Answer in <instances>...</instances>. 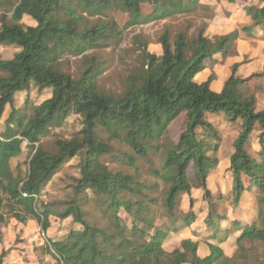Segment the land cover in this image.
I'll use <instances>...</instances> for the list:
<instances>
[{
    "label": "trees",
    "instance_id": "1",
    "mask_svg": "<svg viewBox=\"0 0 264 264\" xmlns=\"http://www.w3.org/2000/svg\"><path fill=\"white\" fill-rule=\"evenodd\" d=\"M258 1L244 9L251 25L263 28L264 0ZM145 5L151 8L148 14L143 13ZM112 6L128 14L124 27L187 14L200 7L209 10L199 0H0V45L18 49L12 58H0V224L11 218L21 224L33 220L45 234L50 215L70 216L80 228H71L61 239L45 235L40 247L53 259L52 264H234L214 242L220 244L234 232H239L235 238L239 247L246 241L264 242V103L257 109L255 95L243 88L252 78L264 75V69L243 78L235 63L222 89L215 92L210 87L213 73L201 83L195 76L204 69L206 60L214 63L215 54L231 55L239 30L209 38L203 27L193 37L185 29L171 39L164 29L158 38L160 55L148 50L146 39L135 37L138 55L122 81V91L105 93L97 85L103 68L88 52L120 42L123 28L104 18ZM5 12H12L10 20ZM24 16L35 24H24ZM251 28L241 30L250 34ZM67 54L83 59L77 78L60 68ZM33 90H49L50 96L29 104L27 94ZM219 112L228 114L232 122L240 119L241 129L229 155L231 188L226 194L213 196L207 177L218 164L221 137L206 115ZM183 113L186 128L167 148L161 172L154 171L168 184L159 206L135 175L112 172L102 162L110 146L98 131L110 138L123 135L135 155L144 157ZM70 114L81 118L77 136L57 139L55 151L45 149L40 139ZM251 139L256 140L258 149L253 150ZM24 143L29 158L23 172L19 163L14 169L11 163L21 155ZM76 156L80 157L79 177L64 207L41 202L47 182L65 161ZM126 158L129 165L135 164L133 155ZM190 165L192 177L188 175ZM150 188L157 189L156 185ZM193 188L202 191L206 203L202 223L209 232L204 238L209 252L205 256L198 254V241L190 238L181 240L171 251L164 248L171 234L197 220ZM88 190L96 202L102 199L99 203L105 204L106 226L86 220L83 207L90 201ZM244 192H253L255 215L251 220L229 218L226 203L236 207ZM183 194L189 195L186 211L180 208ZM158 207L166 220L160 224L155 223ZM120 208L128 219L119 215ZM224 221L228 225L222 226ZM4 254H0V264ZM38 264L46 262L39 258Z\"/></svg>",
    "mask_w": 264,
    "mask_h": 264
},
{
    "label": "rangeland",
    "instance_id": "2",
    "mask_svg": "<svg viewBox=\"0 0 264 264\" xmlns=\"http://www.w3.org/2000/svg\"><path fill=\"white\" fill-rule=\"evenodd\" d=\"M201 5H206L209 10L198 8L187 14H177L165 19H154L147 23L124 27L129 17L122 9L112 6L107 12L106 17L113 19L120 28H123V34L120 42L116 46H108L98 50H89L88 55L96 57L97 61L103 68L101 74L97 77L98 88L105 93H119L122 91V81L128 71L135 64L137 59L136 45L134 44L135 37L146 39L148 42V50L157 55L161 54V47L158 43V38L164 29H167L170 38L174 34L187 29V35L193 37L198 29L204 28L205 35L209 38L226 34L234 29L239 30V38L233 46V52L230 57L217 62L215 66L212 63H206L205 68L199 72L195 81L203 82L210 73L214 74L216 80L222 79L229 71L228 63L240 64L239 70L241 74L247 75L249 71L258 70L261 73L264 69V40L252 39L249 37V32L241 30L243 27H249L247 21L249 15L244 11V5H249L251 1L259 2L258 0H199ZM151 8L148 5L143 7V13H150ZM12 12H5L7 19L10 20ZM3 11L0 10V16ZM95 19H93L94 21ZM22 22L26 25H34V21L24 16ZM249 24V23H248ZM252 31V28L251 30ZM250 50V52H249ZM18 51L12 45H0V58L10 59ZM83 59L78 56L67 54L62 58L61 70L70 74L73 78H77L83 68ZM263 66V68L261 67ZM252 69V70H251ZM244 91L248 94H253L256 97V107L260 109L264 103V75L252 78L244 84ZM50 96V91L45 90L38 92L33 90L27 94L29 104L41 103ZM24 96L18 98L22 102ZM9 112L6 109L4 117ZM206 119L211 122L220 133V143L218 144L217 158L218 164L211 175L208 177L207 185L212 193H225L230 186V178L226 168L228 166V156L233 150L232 142L241 129V120L235 122L229 120V115L225 112L215 114L208 113ZM81 118L79 115L70 114L65 121L57 126H52L47 134L40 139V144L47 150L55 151V141L57 139H70L77 136L81 130ZM186 128V116L180 114L168 126L167 133L160 139L158 144L147 152L146 156L138 157L135 155L131 147L124 140L123 135L119 138H110L109 135L99 130L101 139L110 146L109 152L102 157V162L107 168L112 171H121L126 174L136 176L140 187L147 195L156 197L159 206L164 199V190L168 184L161 176H156L154 171L161 172V167L166 156L167 148H170L172 143L178 140L179 134ZM133 155L135 164L129 165L126 155ZM29 158V151L23 144V151L20 156L15 158L11 165L13 169L19 163L22 171L26 169L25 161ZM79 160L76 156L65 161L59 170L51 177L45 185L40 201L43 203L56 204L58 209H61L66 199L70 198L72 186L75 179L79 177ZM188 175L193 176V168L188 167ZM156 185L157 189L150 188ZM90 201L83 207L86 220L91 225L100 227L106 226L108 221L104 214H108L105 204L95 201L96 196L91 192H86ZM191 197L194 200L193 209L198 210L199 206H205L202 200L200 190L193 189ZM189 207V195L183 194L180 203V208L186 211ZM224 207V205H223ZM158 217L155 218V223H164L165 217L161 216L162 209L156 208ZM245 211V210H244ZM119 215L128 219L123 208L119 209ZM49 228L44 234L38 224L30 220L26 224L16 222L14 219H7L5 223L0 224V254L4 251L2 264H38V259L42 258L46 264H52L53 259L45 254L40 248L44 241L45 235H49L55 239L63 238L71 228H80L79 225L72 222L70 216L62 219L56 215L49 216ZM199 223V222H198ZM233 239V236H231ZM184 238L197 239L191 234L189 229H185L177 234H171L168 242L164 244L166 249H170L179 244ZM199 239V238H198ZM203 240V239H202ZM249 245L251 253L249 258L241 259L239 255H246V247ZM204 248L201 247L199 253L202 254ZM235 249V250H234ZM264 242L253 241L243 243L240 247H228L226 252L234 253L232 258L234 264H264ZM225 251V250H224ZM234 251V252H233Z\"/></svg>",
    "mask_w": 264,
    "mask_h": 264
},
{
    "label": "crops",
    "instance_id": "3",
    "mask_svg": "<svg viewBox=\"0 0 264 264\" xmlns=\"http://www.w3.org/2000/svg\"><path fill=\"white\" fill-rule=\"evenodd\" d=\"M253 3H257V2H254V1H251L250 3H249V5L250 4H253ZM247 6V5H246ZM245 5H244V7L243 8H245L246 7ZM244 11H245V9H244ZM249 23V24H248ZM251 23H252V21H251V18L249 17V20L247 21V24L246 25H249V27H252V31H251V35L249 34V37L250 38H252V39H259V40H264V27L263 28H261V27H254V26H252L251 25ZM161 47V46H160ZM249 52H250V50H249ZM214 63L213 62H211V61H209V60H206L205 62H204V68H205V65H206V63L208 62V63H212V66H215L216 64H217V62L218 61H220V60H222V59H226V58H228V57H230V55L229 56H226V57H222L220 54H215L214 56ZM227 64H229V66H228V68H229V71H228V73L225 75V76H223L222 77V79L219 77L217 80H216V78H214L213 80H212V82H211V84H210V87H211V89L213 90V91H215V92H219L221 89H222V86H223V83H224V81H225V79L228 77V75H229V73H230V69H231V66L234 64V63H228V61H227ZM239 66H240V64H239ZM239 66H238V68H237V74L240 76V77H243V78H245V77H248V76H250L252 73H257L260 69H256V70H253V71H249V73L247 74V75H243V74H241V71L239 70ZM262 68H263V66H261ZM252 70V69H251ZM196 77V76H195ZM208 77V76H207ZM206 80V79H205ZM200 83V82H199ZM252 136H254L253 134H252ZM236 138V137H235ZM233 143V142H232ZM251 143H252V148H253V150H256V149H258V143L256 142V140H254V139H251ZM233 151V150H232ZM228 165H229V156H228ZM228 167V166H227ZM226 171H227V168H226ZM228 173V172H227ZM212 173H210L209 175H208V177L211 175ZM208 177H207V180H208ZM228 177L230 178V186H229V188H228V190L225 192V193H222V194H226V193H228L229 192V190H230V188H231V185H232V179H231V176L229 175V173H228ZM208 186V185H207ZM193 189H196V190H200V189H198V188H193ZM192 189V190H193ZM210 190V189H209ZM201 191V190H200ZM212 193V192H211ZM201 194H202V191H201ZM218 194H221V192H219V193H212V195L213 196H216V195H218ZM254 195H253V192H244L243 193V195H242V197H241V200L239 201V203H238V205L236 206V207H233L231 204H229V203H226V208H227V216L229 217V218H232V217H235V218H237V219H242V220H251L252 218H253V216L255 215V209H254ZM245 210V211H244ZM195 212H196V214H197V220L190 226V227H188V228H185V229H189L190 231H191V234L193 235V236H195L197 239H193V238H190V239H192L193 241H198V243H199V246H198V254L200 255V256H205V255H207L208 254V252H209V250H208V248H207V246H206V244H205V241H204V238H206V236H208L209 235V232H207L206 231V229H205V227L203 226V223H202V219H203V216L205 215V212H206V203H205V206L203 207V206H199L198 207V210H195ZM199 222V223H198ZM221 225L222 226H224V225H228V223H227V221H224V222H222L221 223ZM185 229H183V230H185ZM182 230V231H183ZM181 232V231H180ZM180 232H178V233H180ZM195 233H196V235H195ZM173 234H177V233H173ZM239 234V232H234V233H232V234H230L228 237H227V239L224 241V242H222V243H218V242H214L215 244H218L222 249H223V251H224V253H225V255L227 256V257H229V258H233L234 257V253H232V252H226V249L228 248V247H230V248H236L237 249V244L235 243V238H236V236ZM231 236H233V239H232V237ZM170 237V236H169ZM199 238V239H198ZM169 239V238H168ZM168 239H167V241L166 242H168ZM184 239H187V238H184ZM203 239V240H202ZM183 240V239H182ZM166 242H165V244H166ZM181 242V241H180ZM244 243H247V244H249V241H246V242H244ZM180 244V243H179ZM179 244H177V245H175L174 247H172V248H170V249H166L165 247V249L167 250V251H171L173 248H175V247H177ZM201 247L202 248H204V249H202L203 250V253L202 254H200L199 253V250L201 249ZM245 247H246V245H245ZM235 250V249H234ZM264 250V249H263ZM234 252V251H233ZM251 253V251H250V249H249V245L246 247V255H244L243 257H241L242 255H239V257L241 258V259H246V258H249V254ZM234 254V255H233ZM247 264V263H246Z\"/></svg>",
    "mask_w": 264,
    "mask_h": 264
}]
</instances>
